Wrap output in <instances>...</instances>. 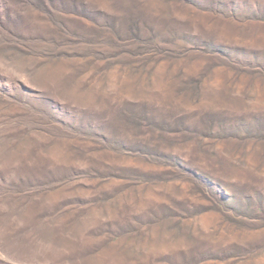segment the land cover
Masks as SVG:
<instances>
[{"label":"rangeland","instance_id":"374dc122","mask_svg":"<svg viewBox=\"0 0 264 264\" xmlns=\"http://www.w3.org/2000/svg\"><path fill=\"white\" fill-rule=\"evenodd\" d=\"M0 82V264H264V0H0Z\"/></svg>","mask_w":264,"mask_h":264},{"label":"trees","instance_id":"16d2710c","mask_svg":"<svg viewBox=\"0 0 264 264\" xmlns=\"http://www.w3.org/2000/svg\"><path fill=\"white\" fill-rule=\"evenodd\" d=\"M1 83V82H0ZM8 89V88H7ZM28 93H35V95H41L38 92H33L30 89L27 88H21L20 91L18 92V90H13V92H5L4 90L1 91L0 96L2 98H7L10 99L12 101L18 102V103H27L25 99L26 95ZM38 100H40V102L44 103V104H48L49 107L47 106V109H49V112H47V114H49L50 119L52 120V123H56V124H61L63 126H69V122H67V120L64 118L66 116V113L63 112L60 108H58L57 105L54 104V102L47 100L46 98H43L42 96L37 97ZM42 109L45 110L46 107L41 105ZM34 107V106H33ZM69 121V120H68ZM205 181L207 178H203ZM211 185H214V187H217V190H215L216 196L219 197V199H223L224 198H233L234 196L231 194H225L224 190H219L220 187L218 186V184L216 183H212ZM223 196V197H222ZM258 200V199H257ZM224 204V203H223Z\"/></svg>","mask_w":264,"mask_h":264}]
</instances>
